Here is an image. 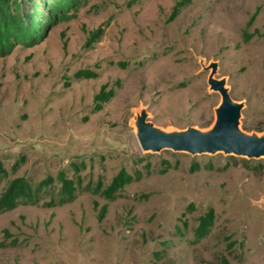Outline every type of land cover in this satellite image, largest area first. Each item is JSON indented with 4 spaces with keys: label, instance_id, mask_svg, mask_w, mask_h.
<instances>
[{
    "label": "rangeland",
    "instance_id": "1",
    "mask_svg": "<svg viewBox=\"0 0 264 264\" xmlns=\"http://www.w3.org/2000/svg\"><path fill=\"white\" fill-rule=\"evenodd\" d=\"M174 1L84 0L70 19L0 57V160L9 169L25 156L9 178L35 183L59 169L71 177L69 163L81 160L83 184H106L120 168L141 173L113 201L83 192L61 206L1 213L0 264H217L222 255L264 264V156L245 167L222 151L142 150L136 129L207 131L220 103L212 78L238 105L237 128L264 134V0H193L170 18ZM99 26V39L84 46ZM85 68L97 77L73 78ZM102 84L114 96L92 112ZM163 159L171 167L159 174ZM208 206L213 226L193 243Z\"/></svg>",
    "mask_w": 264,
    "mask_h": 264
},
{
    "label": "trees",
    "instance_id": "2",
    "mask_svg": "<svg viewBox=\"0 0 264 264\" xmlns=\"http://www.w3.org/2000/svg\"><path fill=\"white\" fill-rule=\"evenodd\" d=\"M84 0H0V57L8 55L12 49L18 45L29 46L38 38L46 25L55 22L66 21L73 15L67 14L68 10L75 12ZM193 0H175L170 10V18L175 17L179 11L189 5ZM255 13L249 20H252ZM249 23V21H248ZM247 23V24H248ZM102 34L99 26L89 33L84 42V46H89L97 41ZM248 34L243 33L244 40ZM122 65V63H119ZM74 79H93L97 77V72L92 69H78L72 74ZM114 89H106V84L99 86L92 96V112L99 111L105 103L114 96ZM262 127H259L261 129ZM228 158L234 159L233 155ZM250 158L240 157L239 161L248 167ZM140 160V159H139ZM25 156L19 154L6 169L0 160V184L4 182L0 189V214L16 208L18 205H39L43 207L61 206L72 202L80 193L88 192L97 195L106 201H113L117 198L123 187L132 181L139 180L141 173L135 170L130 174L124 168L117 170L106 184L98 178L93 184L86 182L83 184L79 172L84 169L85 163L70 162L69 170L72 176H68L63 169H59L55 176L45 175L35 183H31L24 176H14L9 178V174H14L24 163ZM163 167L158 169V173H164L171 167L167 160H161ZM145 168L148 166L146 163ZM225 166V165H224ZM223 166V167H224ZM198 168L197 163H191L189 171ZM146 173L148 171L146 170ZM48 194V199L44 200V195ZM95 201L92 206L95 208ZM187 210L193 209L189 203ZM106 212V204L98 209L96 219L100 221ZM215 212L211 206L199 214L195 219L192 228V242L197 243L205 238L214 223ZM217 264H229L225 256L218 258Z\"/></svg>",
    "mask_w": 264,
    "mask_h": 264
},
{
    "label": "water",
    "instance_id": "3",
    "mask_svg": "<svg viewBox=\"0 0 264 264\" xmlns=\"http://www.w3.org/2000/svg\"><path fill=\"white\" fill-rule=\"evenodd\" d=\"M208 83L212 90L219 94L220 103L214 110V121L207 131L198 132L188 127L178 134L163 133L139 123L136 129L141 130L142 142L147 146L146 149H142L138 142L140 148L158 150L165 147L189 153L222 151L245 158L264 156V134L256 138L248 136L237 128L239 107L229 97L227 89L223 86V80L208 78Z\"/></svg>",
    "mask_w": 264,
    "mask_h": 264
},
{
    "label": "bare ground",
    "instance_id": "4",
    "mask_svg": "<svg viewBox=\"0 0 264 264\" xmlns=\"http://www.w3.org/2000/svg\"><path fill=\"white\" fill-rule=\"evenodd\" d=\"M140 141L142 142V136H140ZM142 145H144L143 142H142Z\"/></svg>",
    "mask_w": 264,
    "mask_h": 264
}]
</instances>
